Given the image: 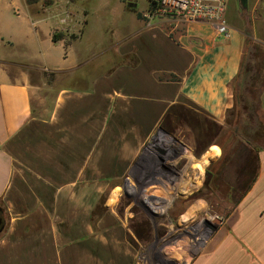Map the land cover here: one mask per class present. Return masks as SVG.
<instances>
[{"label":"crops","instance_id":"obj_1","mask_svg":"<svg viewBox=\"0 0 264 264\" xmlns=\"http://www.w3.org/2000/svg\"><path fill=\"white\" fill-rule=\"evenodd\" d=\"M138 2L54 0L39 16L35 2L0 0V264H137L124 225L94 233L101 194L132 178L157 132L177 143L188 135L196 159L227 139L247 36L264 61V0H248L252 28L239 17L227 39L207 20H150ZM60 17L63 37L54 41ZM102 56L108 71L94 67L81 89L65 86ZM46 70L60 86L43 116L35 79ZM259 116L264 132V90ZM246 139L214 173L220 179L234 165L242 193L189 264H264V139ZM250 151L257 166L242 171ZM188 166L185 185L177 177L159 184L198 188L203 172Z\"/></svg>","mask_w":264,"mask_h":264},{"label":"rangeland","instance_id":"obj_2","mask_svg":"<svg viewBox=\"0 0 264 264\" xmlns=\"http://www.w3.org/2000/svg\"><path fill=\"white\" fill-rule=\"evenodd\" d=\"M153 1L139 0L137 6L141 9L146 4L145 7L151 9ZM53 3L54 0L50 5ZM43 6L47 5L43 4ZM54 10L56 14L61 8ZM106 10L108 9L101 11L105 18ZM244 16L246 28L250 30L252 28L251 5L244 7L240 0H230L229 22L234 21L236 24L238 18ZM61 19L62 17L59 19V26H55L54 35L62 33V25L66 22ZM108 21L103 23L106 27L109 25L106 24ZM112 65V62L106 58L104 60V56L96 58L79 71V78L67 80L65 86L81 89L85 83L80 77L83 73L94 67L106 72ZM35 80L40 85L38 97L42 105L38 114L45 116L50 112L51 101L55 98L60 86L59 77L57 73L46 70ZM161 135V132H157L149 141L143 158L134 169L137 172L131 174L132 178L129 181L123 180L121 187L109 188L101 194L92 211L91 223L94 233L105 231L108 226L124 225L129 242L137 251V264H189L217 233L222 221L227 218L233 208L232 199H237L242 191L238 190L239 185L234 180L236 176H234V165L229 167L220 179L214 174L219 166L213 169L212 176L205 174L202 170V167L210 162L209 155L215 157L220 153L219 147L222 149L220 143H217L219 147H212L208 155L202 159L198 157L196 159L195 143L188 135L184 136L183 143H177L171 136L163 139ZM184 150H190V152L182 153ZM190 162H194L195 167L201 173L203 172L201 175H194L195 180L199 182L198 188L181 189L174 188V184L166 187L159 184L160 180L168 178L172 181L176 177L181 178L180 185L191 181L187 174L190 170L188 166ZM141 169L142 173H139L138 170L141 171ZM209 179H211L210 183ZM116 190H119L116 200L111 202ZM113 215L116 217L112 218ZM211 224L216 229H213Z\"/></svg>","mask_w":264,"mask_h":264},{"label":"trees","instance_id":"obj_3","mask_svg":"<svg viewBox=\"0 0 264 264\" xmlns=\"http://www.w3.org/2000/svg\"><path fill=\"white\" fill-rule=\"evenodd\" d=\"M27 1L28 3L35 2L38 5H36V12L39 16L44 15V8L40 7V5L44 4L48 6L52 3V0ZM138 15L141 16L140 13H138ZM62 37L63 33L54 35V41ZM259 54L260 46L256 45L253 39L247 36L240 69L233 83L234 106L229 112L231 116L227 120L229 124H231V128L227 133V139L222 143L220 142L223 151L222 156L217 161L212 162L208 167L207 172L211 176L214 173L213 169L219 166V170V168L229 161L231 155L237 148L243 146V149H246L245 147L247 146L243 142L244 138H247V144L250 143V140L254 143L256 142L254 141L255 139H264L262 121L259 116L260 96L264 90V61L258 60V57H260ZM254 123H256V127ZM213 157L214 155H209V160ZM246 157L241 168L242 171H244V168L250 169L252 166H257V157L255 153L250 151ZM204 166L202 167L203 171ZM254 170L255 169H253V171ZM211 179H209V183Z\"/></svg>","mask_w":264,"mask_h":264},{"label":"built area","instance_id":"obj_4","mask_svg":"<svg viewBox=\"0 0 264 264\" xmlns=\"http://www.w3.org/2000/svg\"><path fill=\"white\" fill-rule=\"evenodd\" d=\"M229 2L230 0H154L146 16L150 20L156 16L182 22L207 20L215 25L220 37L227 39L232 35L228 18Z\"/></svg>","mask_w":264,"mask_h":264},{"label":"water","instance_id":"obj_5","mask_svg":"<svg viewBox=\"0 0 264 264\" xmlns=\"http://www.w3.org/2000/svg\"><path fill=\"white\" fill-rule=\"evenodd\" d=\"M240 1H241L242 5H243L244 7L247 6V4H248V0H240ZM211 226H212L213 229H216V227H215L214 225L211 224Z\"/></svg>","mask_w":264,"mask_h":264},{"label":"flooded vegetation","instance_id":"obj_6","mask_svg":"<svg viewBox=\"0 0 264 264\" xmlns=\"http://www.w3.org/2000/svg\"><path fill=\"white\" fill-rule=\"evenodd\" d=\"M1 222H2V220H1V217H0V226H1Z\"/></svg>","mask_w":264,"mask_h":264}]
</instances>
